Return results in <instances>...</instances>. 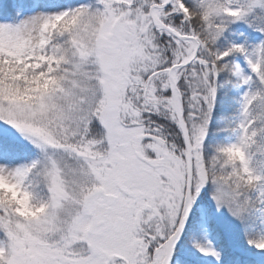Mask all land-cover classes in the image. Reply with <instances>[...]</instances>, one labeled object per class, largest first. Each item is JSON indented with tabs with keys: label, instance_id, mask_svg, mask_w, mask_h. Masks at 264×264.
Instances as JSON below:
<instances>
[{
	"label": "snow or ice",
	"instance_id": "snow-or-ice-1",
	"mask_svg": "<svg viewBox=\"0 0 264 264\" xmlns=\"http://www.w3.org/2000/svg\"><path fill=\"white\" fill-rule=\"evenodd\" d=\"M197 256L264 264V0H0V264Z\"/></svg>",
	"mask_w": 264,
	"mask_h": 264
},
{
	"label": "rangeland",
	"instance_id": "rangeland-1",
	"mask_svg": "<svg viewBox=\"0 0 264 264\" xmlns=\"http://www.w3.org/2000/svg\"><path fill=\"white\" fill-rule=\"evenodd\" d=\"M223 223L226 225V224H227V220L225 219V220L223 221ZM197 258H200L199 261L201 260V262H199V261L197 260V264H214V261L212 260L211 257H208V258H201V257L197 256Z\"/></svg>",
	"mask_w": 264,
	"mask_h": 264
}]
</instances>
